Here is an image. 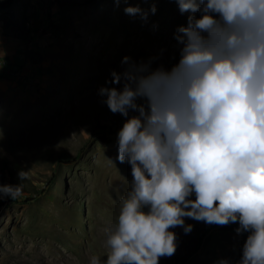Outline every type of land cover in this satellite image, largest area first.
Listing matches in <instances>:
<instances>
[{
    "label": "rangeland",
    "instance_id": "374dc122",
    "mask_svg": "<svg viewBox=\"0 0 264 264\" xmlns=\"http://www.w3.org/2000/svg\"><path fill=\"white\" fill-rule=\"evenodd\" d=\"M153 3L146 23L123 11ZM186 22L176 0H0V184H22L0 200V264H103L104 228L133 178L116 159L125 118L98 90L125 56L170 69ZM185 223L193 230L171 229L178 247L160 264H238V224Z\"/></svg>",
    "mask_w": 264,
    "mask_h": 264
},
{
    "label": "clouds",
    "instance_id": "9594fccd",
    "mask_svg": "<svg viewBox=\"0 0 264 264\" xmlns=\"http://www.w3.org/2000/svg\"><path fill=\"white\" fill-rule=\"evenodd\" d=\"M176 4L187 14L173 37L178 62L166 69L153 67L155 57L125 56L105 82L112 86L98 90L125 118L116 159L133 178L116 222L104 228L103 264H160L178 247L171 229L193 230L185 218L238 224L235 233L247 234L238 264H264V0ZM123 11L146 23L157 7ZM21 195V183L0 184V200Z\"/></svg>",
    "mask_w": 264,
    "mask_h": 264
}]
</instances>
